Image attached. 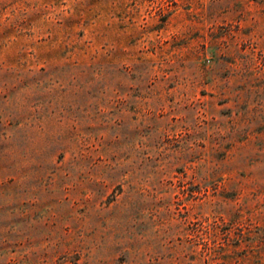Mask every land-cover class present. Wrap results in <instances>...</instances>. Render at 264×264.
<instances>
[{
    "label": "rangeland",
    "instance_id": "rangeland-1",
    "mask_svg": "<svg viewBox=\"0 0 264 264\" xmlns=\"http://www.w3.org/2000/svg\"><path fill=\"white\" fill-rule=\"evenodd\" d=\"M0 264H264V0H0Z\"/></svg>",
    "mask_w": 264,
    "mask_h": 264
}]
</instances>
